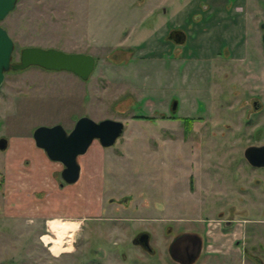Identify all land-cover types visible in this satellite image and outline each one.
Returning <instances> with one entry per match:
<instances>
[{"label":"rangeland","instance_id":"1","mask_svg":"<svg viewBox=\"0 0 264 264\" xmlns=\"http://www.w3.org/2000/svg\"><path fill=\"white\" fill-rule=\"evenodd\" d=\"M262 22L264 0H18L0 23L14 41L12 62L21 48L39 46L89 53L96 64L87 80L38 66L4 75L0 137L8 144L0 151V262L85 264L96 251L108 253L112 264H179L167 246L172 235L187 231L203 241L192 264H264V222L256 223L264 219V170L254 172L242 156L255 127L264 141ZM174 27L186 33L184 44L167 40ZM237 44L254 46L255 66L237 65L233 73L228 60L205 62L218 46ZM223 70L230 73L225 81ZM230 82L251 86L262 112L251 114V98L243 100L242 89L221 105ZM171 99L177 100L175 112ZM80 116L124 123L107 147L103 210L80 227L76 222L77 231L73 221L60 220L48 221L46 231L44 215L33 206L15 211L11 199L20 171L12 157L19 167L32 164L23 137L32 139L39 125L59 123L69 131ZM194 164L204 169L193 172ZM220 219L234 223L222 227ZM59 228L75 234L59 242L53 233ZM139 232L149 234L155 254L130 244ZM242 234L240 254L234 241Z\"/></svg>","mask_w":264,"mask_h":264},{"label":"water","instance_id":"2","mask_svg":"<svg viewBox=\"0 0 264 264\" xmlns=\"http://www.w3.org/2000/svg\"><path fill=\"white\" fill-rule=\"evenodd\" d=\"M17 1L0 0V23L14 9ZM260 28L261 41L264 45V22L260 23ZM167 37L176 44H182L186 35L180 29H172ZM13 52L14 41L0 24V85L7 71L24 70L30 66L50 71H68L82 80H87L95 67V57L89 53L66 52L53 47L25 46L19 51L18 61L12 62ZM176 106L177 101L174 100L172 110H176ZM123 129L124 123L120 120L106 118L95 121L88 116H80L69 131L59 123L39 125L32 131V138L35 146L43 150L51 161L61 164L59 175L62 183L73 184L80 176L78 157L88 150L94 140L102 147L112 146ZM7 144V139L0 137V151H4ZM244 157L253 166H264V145L247 147L244 150ZM136 240L146 249L149 247L147 233L139 234ZM199 248L198 236L183 233L171 241L168 251L174 260L186 263L185 260L195 258Z\"/></svg>","mask_w":264,"mask_h":264},{"label":"crops","instance_id":"3","mask_svg":"<svg viewBox=\"0 0 264 264\" xmlns=\"http://www.w3.org/2000/svg\"><path fill=\"white\" fill-rule=\"evenodd\" d=\"M23 141L34 159L31 164L26 158L30 164L19 167V159L12 157L13 164L17 163L16 170L20 171V173L15 174L17 180L13 184L15 192L11 199L12 202H15V211H24L27 204L33 206V211L44 215L46 231H51L48 228V223L56 220L73 221L71 222V229L74 231L85 220L90 217H97L102 212V197L105 192L107 173V147H102L97 140H94L88 150L78 157L79 179L73 184H60L55 174L62 169L61 164L51 161L43 150L35 146L33 138L30 139L25 136ZM21 159L24 160L25 157ZM258 222H264V219L256 220V223ZM53 233L58 238H72L75 234L72 232L73 234L70 236L68 233H62V228ZM244 237V234L240 235V244L244 243ZM226 240L222 242L224 248H228ZM235 248L237 252L242 254L237 244Z\"/></svg>","mask_w":264,"mask_h":264},{"label":"flooded vegetation","instance_id":"4","mask_svg":"<svg viewBox=\"0 0 264 264\" xmlns=\"http://www.w3.org/2000/svg\"><path fill=\"white\" fill-rule=\"evenodd\" d=\"M172 29H180V30H182L181 28H177V27H174V28H172ZM172 29H170V30H172ZM170 30H168V32H167V35H168V33H169V31ZM183 31V30H182ZM167 35H166V38H167V40H169L168 39V37H167ZM185 35H186V33H185ZM186 40H187V35H186V38H185V41L182 43V44H184L185 42H186ZM170 42H172V43H174L172 40H169ZM245 42H246V39H245ZM262 42V41H261ZM174 44H176V43H174ZM182 44H177V45H182ZM254 47V46H253ZM253 47L252 46H250V45H247V44H237V45H224V47L222 46V47H220V46H218L217 48L218 49H216V51L213 49V51H210L209 53H207V54H213L214 56H211V55H208V56H206V57H204L205 58V62H207L208 61V63H210V62H212V60H228V61H230V62H228V66H227V70H229V72L230 71H232L233 73L235 72L234 70L236 69V67H237V65H239V67L241 68V67H243L244 68V66L245 65H253L254 64V66H255V64H256V61H257V51L254 49L253 50ZM262 50L263 51H260L261 53H263L264 54V45L262 44ZM208 52V51H207ZM216 52V53H215ZM218 58H220V59H218ZM211 59V60H210ZM220 62V61H219ZM223 62V61H222ZM232 62V63H231ZM249 63V64H248ZM95 64H96V59H95ZM206 65V64H205ZM208 65H210V64H208ZM218 71V70H217ZM229 72H227L226 70H223L222 71V80L223 81H225V79H227V77L229 76ZM213 74V72L211 73H206V75H205V78H204V82H205V84L208 86V83L209 82H211L213 79H214V76H211ZM216 74V73H215ZM226 84H228V86H229V93L228 94H226V97L225 98H227V99H225L224 101H222V100H220L221 101V105H223V102L225 103V102H227V101H229V99L231 98V97H234L237 93H238V90H240V89H242V91H243V100L245 99V97H250L251 98V106H252V113L251 114H254L255 115V113H259V112H262V109L260 108V104L257 102V97L256 96H254V94H253V92H252V90H251V86L250 87H248V86H245V87H247V88H240L238 85H237V83L236 82H230V83H226ZM207 86H205V89L203 90V91H206V97H207V99L209 98V91H208V89H206L207 88ZM205 94V93H204ZM217 94V93H216ZM215 94V95H216ZM253 94V95H252ZM217 97V96H216ZM214 98V97H213ZM217 99H218V97H217ZM175 99H171V102L169 103V110L170 111H174V110H172V108H171V105H172V102L174 101ZM177 101V100H176ZM207 102H206V100H204V102H203V106H202V112L203 113H205V112H207V106H209V105H207ZM233 109V108H232ZM171 112V113H172ZM175 112V111H174ZM175 114V113H174ZM171 116H173V115H171ZM202 117V116H201ZM190 119V118H189ZM192 121V120H191ZM190 121V122H191ZM245 122L247 123L246 125H245V127H248L249 125H251V123H250V121H249V119H245ZM253 134H252V141L250 140V142L249 143H247V145H245V147L243 148V151H242V156H243V159L245 160V162H246V164L248 165V167L251 169V170H253L254 172H256V171H261V170H264V166H253V165H251V164H249V162L246 160V158L244 157V150L247 148V147H249V146H262V145H264V141H262V136H263V131H262V128H260V127H255L254 129H253ZM243 132V131H242ZM239 133V132H238ZM244 133V132H243ZM192 167H194V170H193V172H200L201 170H203L204 169V167L202 166V165H200V164H194ZM206 170H207V168H206ZM59 177H60V175H59ZM60 180H61V178H60ZM253 181L255 182V183H257V181H258V178H253ZM62 183V181L60 182V184ZM102 220V219H101ZM221 220V225H223L222 227H228L229 225L230 226H232L233 225V223H234V220H224V219H220ZM175 221H176V219H175ZM244 222H246V221H244ZM170 230V229H169ZM141 233H143V232H139V233H136L133 237H132V239L130 240V244H132L133 246H135V247H139L140 249H142V250H144V251H146L149 255H153V254H155V252H156V250L154 249V248H151L150 247V245H149V247L146 249L145 247H143L139 242H138V240H136L137 239V237H138V235L139 234H141ZM146 233V232H145ZM183 233H189V234H194V235H196V236H198L199 237V239H200V248H199V251H198V253L195 255V258L192 260H190V259H187V260H185V262L186 263H182L180 260L179 261H176V260H174L171 256H170V254H169V251H168V249H169V246H170V243H171V241L175 238V237H177V236H179V235H181V234H183ZM148 234V233H147ZM56 237V239L59 241V242H64L63 241V239H64V237H62V238H58L57 236H55ZM66 238V237H65ZM239 238H240V236H239ZM239 238L238 239H236L235 241H234V244H237V245H242V246H239V251H241V252H244L243 250V244H240L241 243V241L239 240ZM69 239V238H68ZM149 239H150V236H149V234H148V243H149ZM244 239H245V237H244ZM202 245H203V241H202V238L197 234V233H193V232H187V231H180V232H177V233H175L174 235H172V237H171V239H170V241H169V244H168V246H167V254H168V256L170 257V259L171 260H173L174 262H177V263H179V264H192L193 262H195V260H196V258L200 255V253H201V251H202ZM223 245V244H222ZM220 249L221 248H216L214 251H216V252H220ZM92 250H96V249H92ZM222 251V250H221ZM88 257L89 258H87L86 260H85V264H112V257H110V255L108 254V253H100V252H93V253H88ZM6 263V262H5ZM7 264H9V263H7Z\"/></svg>","mask_w":264,"mask_h":264}]
</instances>
